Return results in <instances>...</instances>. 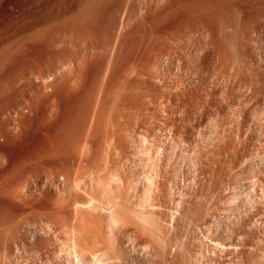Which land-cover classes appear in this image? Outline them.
Masks as SVG:
<instances>
[{
	"label": "rangeland",
	"instance_id": "374dc122",
	"mask_svg": "<svg viewBox=\"0 0 264 264\" xmlns=\"http://www.w3.org/2000/svg\"><path fill=\"white\" fill-rule=\"evenodd\" d=\"M32 32H38L33 41L28 39ZM79 44L85 51L78 50ZM28 47L32 59L27 61L22 54ZM14 64L28 80L15 81ZM126 76L130 111L123 117L130 118L128 124L119 115L118 121L113 110L116 101L122 106L123 91L117 87H125L118 79ZM93 124L107 133H94ZM114 125L120 139L111 135ZM71 136L77 137L76 145L84 140L83 146L75 147ZM62 137L67 144L59 143ZM52 143L53 149L62 144L65 151L55 147L59 152L52 154ZM95 158L101 168L108 164L115 173L126 170L119 171L125 174L121 193L107 192L126 202L118 209L130 217L122 212L121 220H131L128 225L119 222L126 230L116 225L125 235L116 227L107 229L106 210L78 209L88 195H95L84 186L90 182L84 176L89 168L100 170L98 161L93 166ZM77 173L86 179L80 178L83 185L75 189ZM109 174L102 179L108 181ZM84 193H89L87 199ZM147 197L152 204L145 202ZM135 208L140 217L131 214ZM147 228L160 240L145 236ZM87 229L88 236L83 232ZM97 231L101 242L107 243L110 235L116 245L126 241L119 247L127 251V264H155L162 253L163 264H264V0H0V262L72 264L73 240L98 239ZM159 235H165L163 240ZM88 243H81L83 250ZM146 244L167 253L155 251L158 260L150 262L156 254Z\"/></svg>",
	"mask_w": 264,
	"mask_h": 264
},
{
	"label": "bare ground",
	"instance_id": "6f19581e",
	"mask_svg": "<svg viewBox=\"0 0 264 264\" xmlns=\"http://www.w3.org/2000/svg\"><path fill=\"white\" fill-rule=\"evenodd\" d=\"M129 1H130V0H129ZM127 3H128V2H127ZM127 5H128V4H127ZM129 8H130V6H129ZM37 33H38V32H32V33H30V35L28 36V39L33 41V39H35L36 36H38V35H36ZM37 38H38V37H37ZM29 40H27V41H29ZM30 42H31V41H30ZM82 43H83V42H80V44H82ZM80 44H79V46H80ZM86 44H87V42H86ZM87 45H88V44H87ZM91 45H92V44H91ZM85 46H86V45H85ZM93 46H94V45H93ZM89 47H90V45L88 46V49L91 48V47H90V48H89ZM94 47H95V46H94ZM84 48H85V47H84V44H83V48H82V49L85 51ZM86 49H87V47H86ZM24 50H27V53L22 54V55H24V56H23V59H24V58H25V59L27 58V61L30 60V59H32V55H31V53H32V49H31V47L25 48ZM78 50H81V46L78 47ZM83 50H81V51H83ZM92 50H93V49H92ZM95 50H96V49H95ZM95 50H94V52H96ZM87 51H88V50H87ZM87 51H86V52H87ZM90 51H91V50H90ZM76 52H78V51H76ZM91 52H92V51H91ZM91 52H90V53H91ZM82 53H83V52H82ZM82 53H81V57H82ZM76 54H78V53H76ZM85 55H86V53H85ZM85 55H84V53H83V56H85ZM127 56H129V58H130V55H127ZM88 57H90V59H91V56L88 55ZM94 57H95V56H94ZM94 57H93V58H94ZM83 58H84V59H85V58L87 59L86 56L83 57ZM83 58H82V59H83ZM25 59H24V60H25ZM90 59H89V61H90ZM125 59H126V57H125ZM125 59H124V60H125ZM21 60H22V59H21ZM79 60H80V62H81V59H80V58H79ZM82 61H83V60H82ZM84 62H86V61L84 60ZM125 62H126V61H125ZM22 63H23V62H22ZM82 63H83V62H82ZM124 64H125V63H124ZM127 64H128V63H127ZM82 65H83V64H82ZM82 65H80V66H82ZM84 66H85V65H84ZM121 66H122V65H121ZM123 66H124V65H123ZM121 68H122V67H121ZM121 68H119V70H121ZM122 69H123V68H122ZM13 70L15 71V73L18 72L17 75H19V76L22 74V75L19 77V76H16L15 73L13 72L14 75H15V78H16V80H15L14 77H13V79H14L15 81H17V80H19V79H20V80H21V79H22V80L24 79L25 81L28 80L27 77H25L26 75H23L22 72H21V73L19 72V66L17 67V64H14V65H13ZM79 70H82V69H79ZM20 71H21V70H20ZM117 71H118V70H117ZM117 71H116V72H117ZM13 73H12V74H13ZM24 74H25V73H24ZM115 74H116V73H115ZM117 74H118V73H117ZM121 74H122V73H121ZM126 75H128V74H126ZM115 76H116V75H115ZM117 76L120 78V75H119V74H118ZM18 77H19V78H18ZM76 77L79 78L78 76H76ZM17 78H18V79H17ZM30 78H31V77H30ZM30 78H29V79H30ZM105 78H106V77H105ZM114 78H115V77H114ZM122 78H124V80H123ZM122 78H121L122 80L117 78V79L119 80L118 82L121 81V83H122V88H123V86L125 87V88H123V89H121V87H117V88H119L120 90L123 91V92L121 91L122 94H120V90L118 89V90H119V93H118V94H120V96H121V99H119L120 96L118 95V97H119L118 99L122 102V106L120 105L121 108L119 109V104H120V103L117 104L118 102L116 101V100H117V99H116V100H115L116 103H114V104L118 105V106H117L118 108H117L116 110H115V108L113 109L114 111H117V112H116L117 116L119 115V116H121V117H123V115L126 116V112H127V111H130V110H129V109H130V108H129V107H130V92L128 91V90H130V89H129V88H130V78L127 77V76H126V78H125V77H122ZM111 79H113V77H112ZM20 80H19V81H20ZM24 80H23V81H24ZM115 80H116V79H115ZM23 81H22V82H23ZM25 81H24V82H25ZM113 81H114V79H113ZM22 82H21V84H22ZM108 82H109V81H108ZM110 82H111V81H110ZM18 83H20V82H18ZM29 83H31V82H29ZM113 83H114V82H113ZM121 83H120V84H121ZM27 84H28V82H27ZM110 84H112V83H110ZM114 84H115V83H114ZM114 84H113V85H114ZM116 84H118V83H117V80H116ZM120 84H118V85H120ZM17 85H18V84H17ZM108 85H109V84H108ZM108 85H107V86H108ZM18 86H21V85H18ZM18 86H17V87H18ZM105 86H106V85H105ZM107 86H106V87H107ZM120 86H121V85H120ZM108 87H109V86H108ZM104 88H105V87H104ZM113 88H115V85H114ZM117 88H115L116 90H114V89H112L111 86H110V89H112V91H113V90H114V91H118ZM105 89H106V88H105ZM105 89H104V91H105ZM107 89H108V88H107ZM110 89H109V90H110ZM126 89H127V90H126ZM114 91H113V92H114ZM107 92H108V91H107ZM110 92H111V91H110ZM103 94H104V92H103ZM111 94H112V92H111ZM113 94H114V93H113ZM113 94H112V95H113ZM116 94H117V92L115 93V95H116ZM105 95H107V93H105ZM105 95H104V96H105ZM102 96H103V95H102ZM108 96H109V94H108ZM108 96H107V97H108ZM105 97H106V96H105ZM107 97H106V98H107ZM109 97H110V96H109ZM111 97H112V99H113L114 97L117 98L116 96H111ZM115 98H114V99H115ZM112 99H110V100H112ZM105 100H106V99H105ZM102 101H103V100H102ZM108 101H109V100H108ZM108 101H107V102H108ZM113 102H114V100H112V104H113ZM104 103H105V101H104ZM108 103H109V102H108ZM99 104H100V103H99ZM101 105H105V104H103V102H102ZM101 105H100V106H101ZM113 106H114V105H113ZM123 107H124V109H122ZM112 108H113V107H112ZM101 109H102V107L100 108V110H101ZM121 109H122V110H121ZM126 109H127V111H125ZM98 110H99V109H98ZM103 110H104V108H103L101 111H103ZM114 111H113V112H114ZM120 111L123 112V113H124V111H125V113H124V114L122 113V115H120ZM118 112H119V114H118ZM95 113H96V112H95ZM97 113H98V112H97ZM97 113H96V114H97ZM129 113H130V112H129ZM129 113H128V114H129ZM111 114H112V113H111ZM114 114H115V113H114ZM114 114H113V115H114ZM116 114H115V115H116ZM128 114H127V116H128ZM115 115H114V116H115ZM114 116H113V117H114ZM117 116H116L115 118H118V121H119V120H120V117H119V116L117 117ZM125 116H124L123 118L126 120V122H125L124 119H123V120H124L123 122L126 124L127 121L130 120V118H129V117H125ZM129 116H130V114H129ZM96 118H97V117H96ZM127 118H128V119H127ZM111 119H112V118H111ZM113 119H114V118H113ZM113 119H112V122H113ZM87 120H88V121H87ZM87 120L84 119V122H85V121L89 122L88 117H87ZM109 120H110V119H109ZM82 121H83V119H82ZM114 121H116V120H114ZM118 121H117V122H118ZM120 121H121V120H120ZM87 122H86V123H87ZM94 122L96 123V121H94ZM129 122H130V121H128V123H129ZM79 123H80V122H79ZM82 123H83V122H82ZM109 123H111V121H110ZM121 123H122V122H121ZM128 123H127V124H128ZM84 124H85V123H84ZM87 124H89V123H87ZM106 124H108V123H105V126H106ZM111 124H112V123H111ZM114 124L117 125V123H114ZM118 124H119V122H118ZM125 124H123V125H125ZM78 125H79V124H78ZM85 125H86V124H85ZM93 125H94V124H93ZM101 125H102V124H101ZM112 125H113V124H112ZM116 125H114V127H115L114 129H116L117 126H119L120 124L117 125V126H116ZM80 126H81V124H80ZM94 126H95V125H94ZM94 126H93V128H94ZM105 126H103L104 129H105ZM82 127H83V126H82ZM82 127H80V128H82ZM84 127H85V126H84ZM86 127H87V126H86ZM97 127H98V126H97ZM108 127H110V126H108ZM108 127H107V129H108ZM119 127H120V126H119ZM125 127H126V126H125ZM87 128H89V127H87ZM90 128H91V127H90ZM121 128H122V125H121ZM98 129H99V128H98ZM107 129H106V130H107ZM112 129H113V128H112ZM123 129H124V128H123ZM78 130H79V129H78ZM85 130H86V128H85ZM88 130H89V129H87L86 131H88ZM95 130H96V131H95ZM95 130H94V133L97 134V131H98V130H97L96 126H95ZM106 130H105V131H106ZM117 130H119V131H117ZM81 131H82V130H81ZM92 131H93V130H92ZM100 131H103V129H101ZM100 131H98V133H99ZM107 131H110V128H109V130H107ZM121 131H122V129H121ZM89 132H91V131H89ZM100 133H105V134H106L107 132H104V131H103V132H100ZM100 133H99V136H100ZM110 133H111V131H110ZM117 133L121 135L120 128H117L116 130H112V134H111V135H115V134L117 135ZM68 134H69V133H68ZM68 134H67V135H68ZM73 134H74V133H73ZM76 134H78V133H76ZM85 134H86V133H85ZM92 134H93V132H92ZM70 135H71V132H70ZM81 135H82V132H81ZM94 135H95V134H94ZM94 135H93V136H94ZM101 135H103V134H101ZM107 135H109V133H108ZM111 135H109L107 138L110 139V136H111ZM64 136H65V135H64ZM76 136H78V135H76ZM76 136H75V138H77ZM91 136H92V135H91ZM95 136H96V135H95ZM95 136H94V137H95ZM97 136H98V135H97ZM65 137H66V136H65ZM65 137H64V138H65ZM67 137H68L69 139H66ZM67 137L65 138V141L68 142V140H71V138H70L69 136H67ZM71 137H72V136H71ZM79 137H80V136H78V140H80ZM84 137H85V136H84ZM84 137H82L81 139H83ZM87 137H88V134H87ZM87 137H85V138H87ZM89 137H90V136H89ZM73 138H74V136L72 137V139H73ZM75 138L73 139L74 141H71V143H72L74 146L77 144V142H76V144H74L75 141L77 140V139H75ZM98 138H100V137H98ZM102 138H103V137H102ZM102 138H101V139H102ZM104 138H105V137H104ZM115 138H116V136H115ZM117 138L120 139V136L117 135ZM117 138H116V142H117V144H118V143L120 144L121 140H120V142H118ZM87 139H88V138H87ZM92 139H93V137H92ZM92 139H90V140H92ZM96 139H97V137H96ZM96 139H94V140L96 141ZM109 139H108V140H109ZM121 139H122V137H121ZM98 140H99V139H98ZM106 140H107V139H106ZM108 140H107V141H108ZM111 140H113V139L111 138L110 141H111ZM60 141H62V144H65V143H66V142H64L63 137H62L61 140H59V143H60ZM83 141H84V140H83ZM83 141H78V143H79V142H82V143H79L78 145L80 146V144H82V146H83ZM88 141H89V140H88ZM88 141L86 140L85 143L88 144V143H89ZM99 141H100V140H99ZM99 141H98V142H99ZM103 141H105V140H103ZM107 141H105V142H107ZM114 141H115V139H114ZM63 142H64V143H63ZM96 142H97V141H96ZM96 142H95V143H96ZM105 142H104V143H105ZM111 142H112V141H111ZM116 142H115V143H116ZM53 143H54V142H53ZM53 143L51 144V146L53 145ZM55 143H56V142H55ZM59 143H57V144L59 145ZM71 143H70L69 145H71ZM85 143H84V144H85ZM95 143H94V145H95ZM102 143H103V142H102ZM62 144H61V145H62ZM66 144H67V143H66ZM92 144H93V143H92ZM97 144H98V143H97ZM106 144H107V143H106ZM106 144H104V146H105ZM108 144H109V143H108ZM110 144H111V143H110ZM61 145H60V147L58 146L59 150H61V149L64 147L63 145H62L63 147H62ZM78 145H76V146H78ZM101 145H102V144L99 142V146H100V147H101ZM111 145H112V144H111ZM111 145H110V146H111ZM115 145H116V144H114V146H112V147H115ZM76 146H75V147H76ZM79 146H78V147H79ZM82 146L80 147L81 150H82ZM87 146H89V145H87ZM90 146L92 147L91 143H90ZM99 146H96V147H99ZM110 146H109L108 149H110ZM55 147H56V146H55ZM55 147H54V149L57 150L58 148L56 147V148H57V149H56ZM61 147H62V148H61ZM67 147H69V146L66 145L65 148H67ZM72 147H73V146H72ZM78 147H77V148H78ZM85 147H86V146H85ZM96 147H95V148H96ZM112 147H111V148H112ZM116 147L118 148L119 146H116ZM116 147H115V148H116ZM60 148H61V149H60ZM77 148H76V149H77ZM88 148H89V147H88ZM102 148H103V150H104V147H102ZM121 148H122V147H120V149H121ZM52 149H53V146H52L51 150H52ZM54 149L52 150V154H53L54 152H56V151H54ZM63 149H64V148H63ZM67 149H68V148H67ZM72 149H73V148H72ZM76 149L74 148V150H76ZM86 149H87V148H86ZM89 149H90V148H89ZM99 149H100V148H99ZM106 149H107V147H106ZM118 149H119V148H118ZM118 149H117V150H118ZM87 150H88V149H87ZM90 150H91V149H90ZM96 150H97V149H96ZM117 150H116V151H117ZM53 151H54V152H53ZM57 151H58V150H57ZM64 151H65V149L62 150V151H60V153H61V152H64ZM71 151H72V150H71V147H70V150H69V151L66 150L65 153H67V152H71ZM76 151L79 152V149H77ZM83 151H84V149H83ZM83 151H82V153H83ZM92 151H95L94 148L92 149ZM101 151H102V150H101ZM58 152H59V151H58ZM85 152H86V150H85ZM96 152H97V153H96ZM96 152H94V153H95L94 156H96V154H98V152H100V151L98 150V151H96ZM65 153H64V155H67V154H68V153H67V154H65ZM82 153H81V151H80V154H82ZM86 153H89V152L87 151ZM91 153H92V152H91ZM91 153H89L88 155H90ZM62 154H63V153H62ZM62 154H61V155H62ZM57 155H58V154H57ZM57 155H56V156H57ZM83 155H84V154H82V156H83ZM84 156H85V155H84ZM84 156H83V157H84ZM86 156H87V154H86ZM94 156H93V157H94ZM88 157H89V156H88ZM93 157H92V158H93ZM96 157H97V156H96ZM106 157H107V156H106ZM108 157H109V156H108ZM85 158H86V157H85ZM114 158H115V157H114ZM83 159H84V158H83ZM111 159H112V158H111ZM86 160H87V158H86ZM92 160H93V161H92ZM92 160H91V161L93 162V166H94V168L96 167L95 165H97V164H99V163H102V162H99V161H98L99 159L97 160L96 158H95V159H92ZM95 160H96V162L98 161L97 164H94V161H95ZM106 160H107V159H105V163H106ZM82 161H83V160H82ZM84 161H85V160H84ZM84 161H83V162H84ZM107 161H108V160H107ZM110 161H111V160H110ZM83 162H82V163H83ZM82 163H81V164H82ZM88 164H90V162H89ZM84 165H85V163H84ZM102 165H104V162H103ZM110 165H111V164H110ZM113 165H114V164H113ZM91 166H92V165H91ZM97 166H98V167L100 166V168H99L100 170H99V171H98V168L96 169L97 172H96L95 170L93 171V170H91V167L89 166V167H90V168H89V169H90V170H89V171H90L89 174H87V173H88L87 169H84V171L86 170L87 173H85L84 171H83V173H85L84 176L87 177V180H89V177H90V182H89V181H88L89 183H88V182H86V183L84 182V186H85V187L90 186V188L92 187L94 193H93V191H92L91 193H92V194H95V195H96V191H95L94 189H96L98 195H96L97 197H95V195H93L92 197H90L91 199L89 198V195H88V199H89V200H88L87 202H86V200H85V203H79V205H78L79 208H78V209H79L80 211H81V210L85 211V209H88V211H90L89 209H92V208L98 207V209L101 208V209H103V210H106L105 212H108V216H109V217L106 216V218H109V224H108V221H107V224H108L109 227H107V225H106V227H107V229L109 228V230L111 229V232H113L114 228L116 227V225H118V223H119L120 221H121V223H124V225H128L127 222L131 220L130 218H129V220H127V222H126V220H125V222H122V220H121L122 217L124 216L123 214H127V213L121 211V210L123 209V207H121L123 204H120V202H121V203H125V204H126V202H124V200H123V202H122V200L119 201L120 198H119V196H117V195H116V196L111 195V196L113 197V199H111V198H110L111 196L107 194L108 191L110 192V194H111V192L113 193V192H114V191H113L114 189H116L117 193H118V191H119V193H121V192H120V190H121V188H122V187H121V184L124 183V179H125V178H123V177L125 176V174H123V176H122L121 173H122V172L124 173V171H126V170L123 171L122 168L120 169V167H119L120 170H118V172L115 173V170H117V169H116L114 166H113V168H110L111 166H110V167H107L108 164H106L104 167L102 166L103 168H101V165H100V164L97 165ZM85 167H88V166H85ZM94 168H93V169H94ZM108 168H110V170H109ZM107 169H108V170H107ZM112 169H113L114 171H112ZM127 169H128V168H127ZM106 170H107L108 172H107ZM121 170H122V172L120 173L119 171H121ZM105 171H106L108 174H109V171H111L110 174H109L110 176H111V173L113 172L111 178H109L108 181H106L107 179H106V177H105L107 173H106V174H105V173L102 174V173L105 172ZM127 171H128V170H127ZM128 173H129V172H128ZM80 174H81V173H79V174L77 173L79 179L76 180V179L74 178V181H76V182H75V186H74L75 189H76L78 186H79V188H80V186L83 185V184L80 185V184H81L80 182H82V180L85 181V179H86V178L84 179V176H83V175H82L81 177H79ZM86 174H87V176H86ZM102 175H105V176H104L105 180L102 179V178H103ZM109 175H108V177H110ZM120 175H121V176H120ZM128 176H130V175H128ZM128 176H127V177H128ZM76 177H77V176H76ZM108 177H107V178H108ZM80 178H82V180H81ZM148 178H149V177H148ZM129 179H130V178H129ZM87 180H86V181H87ZM122 180H123V181H122ZM127 180H128V178H127ZM139 180H140V179H138L137 182H139ZM104 181H106V182H104ZM128 181H129V180H128ZM141 181H142V179H141ZM145 181H146V180H145ZM66 182H67V181H66ZM122 182H123V183H122ZM126 182H127V181H126ZM132 182H133V181H132ZM143 182H144V181H142V183H143ZM105 183H106V187H107V188H105V186H104ZM119 183H120V184H119ZM134 183H135V182H134ZM134 183H133V184H134ZM66 184L68 185V183H64L63 185L67 186ZM73 184H74V182H73ZM85 184H86V185H85ZM133 184H132V185H133ZM136 184H137V183H136ZM148 184L151 185V183H150V178H149V183H148ZM127 185L130 186V184H127ZM140 185H141V184H140ZM149 185H148V186H149ZM153 185H154V184H153ZM65 186H64V187H65ZM119 186H120V188H119ZM123 186H124V184H123ZM134 186H135V185H134ZM136 186H137V185H136ZM146 186H147V184H146ZM67 187H68V186H67ZM74 187H73V188H74ZM85 187H84V190L86 191V188H85ZM115 187H118V188H115ZM137 187H138V186H137ZM137 187H136V188H137ZM152 187H153V186H152ZM154 187H155V186H154ZM154 187H153V188H154ZM79 188H78V189H79ZM129 188H130V187H129ZM134 188H135V187H134ZM138 188H139V187H138ZM143 188H144V187H143ZM147 188H148V187H147ZM149 188H150V187H149ZM66 189H68V188H66ZM66 189L63 188V190H66ZM81 189H82V188H81ZM87 189H88V188H87ZM103 189H105V191H104ZM117 189H118V190H117ZM119 189H120V190H119ZM126 189H127V187H126ZM151 189H152V188H151ZM70 190H72V189H70ZM90 190H91V189H90ZM128 190H129V189H127V192H128ZM135 190H136V189H135ZM135 190H134V191H135ZM138 190H139V189H138ZM138 190H137V191H138ZM145 190H147V189H144V193H145ZM148 190H150V189H148ZM81 191H82V190H81ZM81 191H80V192H81ZM87 191H88V190H87ZM121 191H122V190H121ZM125 191H126V190H125ZM139 191H140V190H139ZM150 191H151V190H150ZM153 191H154V190H153ZM153 191H152V192H153ZM155 191H156V190H155ZM140 192H141V191H140ZM146 192H147V191H146ZM76 193H77V192H76ZM78 193H79V192H78ZM105 193L109 196V198H107V195H105L107 199L104 197V194H105ZM123 193H124V192H123ZM134 193H135V192H134ZM144 193L141 194V195H144ZM153 193H154V192H153ZM157 193H158V192H157ZM71 194H72V192H71L70 194H67V192H66V195H71ZM84 194H85V198H86V194H89V193H84ZM99 194H100V195H99ZM113 194H115V193H113ZM125 194H126V192H125ZM129 194H130V192H129ZM145 194H146V193H145ZM136 195H137V194H136ZM141 195H140V196H141ZM148 195H149V191H148ZM148 195H147V196H148ZM155 195H158V194H155ZM98 196H100V198H99ZM137 196H138V195H137ZM137 196H136V197H137ZM151 196H154V194H152ZM68 197H69V196H68ZM83 197H84V196H83ZM115 197H116L118 200H115V199H116ZM145 197H146V196H145ZM148 197H149V196H148ZM148 197H147V199H145V200H146L145 202H147ZM160 197H161V196H160ZM160 197H159V198H160ZM114 198H115V199H114ZM149 198H150V197H149ZM152 198H153V197H152ZM156 198H157V197H156ZM86 199H87V198H86ZM125 199H127V198H125ZM141 199L144 201L143 198H141ZM153 199H154V198H153ZM153 199H152V200H153ZM139 200H140V199H139ZM139 200H138V201H139ZM148 201H149V200H148ZM66 202H67V201H66ZM76 202H77V201H76ZM96 202H97V203H96ZM141 202H142V201H141ZM145 202H143L142 204L145 205V204H144ZM95 203H96V204H95ZM138 203H139V202H138ZM147 203H151V201H149V202H147ZM147 203H146V204H147ZM154 203H155V202H154ZM67 204H69V202H68ZM135 204H136V203H135ZM151 204H152V203H151ZM157 204H158V203H157ZM137 205H139V204H137ZM137 205H136V206H137ZM148 205H149V204H148ZM153 205H154V204H153ZM193 205H194V204H193ZM67 206H68V205H67ZM124 206H125V205H124ZM150 206H151V205H150ZM156 206H157V205H156ZM195 206H196V205H195ZM125 207L127 208L128 206H125ZM197 207H199V206H197ZM197 207H196V208H197ZM75 208H76V206H75ZM118 208L121 209V210H119ZM144 208H146V210H147L148 207H144ZM196 208H195V209H196ZM63 209H64V208H63ZM76 209H77V208H76ZM128 209H130V208H128ZM140 209H141V208H140ZM140 209H139V210H140ZM195 209H194V210H195ZM60 210H61V209H60ZM96 210H97V209H96ZM107 210H108V211H107ZM117 210H118V211H121V212H120L121 215L118 214V211H117ZM124 210H125V209H124ZM135 210H136V208H135L134 210H131V214H132V212H133V214H137V213H135ZM137 210H138V208H137ZM139 210H138V213L140 214V211H139ZM143 210H144V209H143ZM189 210H191L190 212L193 213V211H192L191 208H189ZM199 210H200V209H199ZM86 211H87V210H86ZM125 211H126V210H125ZM147 211H148V210H147ZM196 211L198 212V209H197ZM109 212H110V213H109ZM122 212H123V214H122ZM127 212H128V211H127ZM141 212H142V211H141ZM149 212L152 213V211H149ZM149 212H148V213H149ZM194 212H195V211H194ZM197 212H196V213H197ZM128 213L130 214V212H128ZM148 213H147V214H148ZM153 213H154V212H153ZM28 214H29V213H28ZM129 214H127V216H129ZM141 214H144V215H145L144 211H143V213H141ZM25 215H27V214H25ZM29 215H30V217H28V218H31V216H33V215H31V213H30ZM29 215H28V216H29ZM106 215H107V213H106ZM137 215H138V214H137ZM193 215H194V214H193ZM196 215L198 216V214H196ZM127 216L125 215V217H127ZM131 216H132V215H131ZM146 216H147V215H145V216L142 215V217L145 219V222L149 219V218H147ZM191 216H192V215H191ZM191 216H190V217H191ZM197 216H196V217H197ZM25 217H27V216H25ZM125 217H124V218H125ZM129 217H130V216H129ZM137 217H140V215H138ZM142 217H141V219H142ZM28 218H26V221H25L26 223H27L28 220H30V219H28ZM32 218H33V217H32ZM146 218H147V219H146ZM33 219H34V218H33ZM126 219H128V218H126ZM136 219H137V218H136ZM22 220H23V218H22ZM24 220H25V219H24ZM107 220H108V219H107ZM132 220H133V222L136 221V220H134V217H133ZM149 220H150V219H149ZM137 221H138V219H137ZM137 221H136V222H137ZM140 221H144V220H140ZM29 222H30V221H28V223H29ZM133 222L130 223V224H135V223H133ZM121 223H119L118 227H119L120 225H121V227H122L123 224H121ZM126 223H127V224H126ZM138 223H139L140 225H142L143 222L140 223V222L138 221ZM138 223H136V224H138ZM147 223H149V222H146V224H147ZM103 224H104V223H103ZM105 224H106V223H105ZM130 224H129V225H130ZM136 224H135V226H136ZM139 224H138V225H139ZM143 224L145 225V223H143ZM150 224H151V223H150ZM27 225H28V224H27ZM30 225H31V222H30ZM124 225H123V226H124ZM140 225H139V226H140ZM144 225H142V226H144ZM148 225H149V224H148ZM90 226H91V228H92L93 224L90 225ZM101 226H102V225H101ZM130 226H131V225H130ZM139 226H138V227H139ZM152 226H153V225H152ZM152 226H151V227H152ZM102 227H103V226H102ZM102 227H100L101 230H102ZM110 227H111V228H110ZM118 227L115 228V231L117 230ZM138 227H137V229H139ZM140 227H141V226H140ZM146 227H147V226H146ZM146 227H145V228H146ZM153 227H154V226H153ZM88 228L91 229L90 227H88ZM119 228H120V227H119ZM125 228H126V226H125ZM125 228L122 227L123 230H126ZM128 228H129V227H128ZM89 229H87L86 231H83V232H87V233H84V234L87 235ZM100 229H98V231H99L100 233H103L104 231L102 230V232H101ZM107 229H106V230H107ZM129 229H130V228H129ZM129 229H128V230H129ZM131 229L133 230V228H131ZM137 229H136V231H137ZM141 229H142V228H141ZM153 229H155V227H154ZM104 230H105V229H104ZM106 230H105V232L109 231V230H107V231H106ZM118 230H119V229H118ZM118 230H117V231H118ZM128 230H127V231H128ZM143 230H144V228H143ZM148 230H149V228H147V231H145V233L148 232V234H145V236L150 234V233H149L150 231H148ZM156 230H158V229H156ZM159 230H160V229H159ZM16 231H17V230H16ZM16 231H15V232H16ZM89 231H93V230L91 229V230H89ZM98 231H97V233H99ZM160 231H161V230H160ZM160 231H159V232H160ZM118 232H120V234L122 233L121 231H118ZM125 232H126V231H125ZM125 232H124V233H125ZM129 232H130V230H129ZM133 232H134V231H133ZM137 232H138V231H137ZM143 232H144V231H142V233H143ZM152 232H153V231L151 230V234H152ZM155 232H156V231H155ZM13 233H14V232H13ZM17 233H19V232L17 231ZM17 233H15L14 235H16ZM89 233H90V232H89ZM91 233H92V232H91ZM97 233H95L96 236L100 235V233H99V234H97ZM127 233H128V232H127ZM127 233H126V234H127ZM130 233H132V232H130ZM161 233H162V232H161ZM161 233H160V235H161ZM80 234H81V236L84 235V234H82V233H80ZM95 234H94V235H95ZM103 234H104V233H103ZM110 234L115 235V233H110V232H109V235H110ZM116 234H117V232H116ZM120 234L118 233V235H120ZM122 234H123V233H122ZM134 234H136V232H135ZM134 234H133V235H134ZM140 234H141V233H140V231H139V235H140ZM143 234H144V233H143ZM143 234H141V235H143ZM153 234H154V233H153ZM155 234H156V233H155ZM162 234H163V233H162ZM17 235H18V234H17ZM107 235H108V234H107ZM123 235H125V234H123ZM127 235H131V234H127ZM136 235H138V234H136ZM160 235H159V236H160ZM12 236H13V235H12ZM79 236H80V235H79ZM87 236H88V235H87ZM96 236H93V237H96ZM110 236H111V235H110ZM110 236H109V237H110ZM149 236L152 237L151 235H149ZM153 236H154V235H153ZM164 236H165V235H164ZM164 236H163V237H164ZM15 237H19V235H18V236H15ZM15 237H14V238H15ZM23 237H24V236H23ZM98 237H99V236H98ZM107 237H108V236H107ZM109 237H108V239L106 238V239L108 240L107 243H106V241H104V242H105L104 245H103L104 242H103V241H102V242L100 241L103 237H102V238L99 237L100 239L98 238V239H99L98 242H100V243H99L100 245H101V243H102V245L100 246V245L96 244L95 247H97V248H95V247L93 246V244L98 243V242H95L96 240H98L97 237H96V238H93L95 241H94V240L89 241V237L85 238V236H84L85 240L87 239L86 241H88L89 243L86 242V241H85V243L81 241V243H83V244L88 243V247H89L90 249H95L94 251H92V250H91V251L88 250L89 248H87V245H85L86 248H84V250H83L84 245H83V247H81V246H80L81 243H80V241H79V244L77 243V244H78V246H77V244L75 243V242H76V239L73 240L74 242L71 241V242L75 243V244L72 243L71 245H73V247L70 245L71 247L69 248L70 250L72 249V251L69 250V251L71 252V253L69 252V254L71 255L69 259H72V261H71V262H73L72 264H124V263L127 264V259H126V256H125V253H126L127 251L125 252V251H123L122 247H121V248L119 247V245H122V246H123V243H125L126 241H124L123 243H120L121 241H119L120 244L118 243L119 245H116V244H115L116 242H113V241H114L113 239H115V238L111 237V238H113V239H110ZM116 237H117V236H116ZM119 237H120V239H121V236H119ZM119 237H117V238H119ZM122 237H123V236H122ZM126 237H127V236H126ZM129 237H131V236H129ZM133 237H134V236H133ZM135 237H137V236H135ZM150 237H149V239H151ZM160 237H162V236H160ZM163 237H162V240H163ZM19 238H20V237H19ZM74 238H75V237H74ZM82 238H83V237H81V238H79V239L81 240ZM84 238H83V240H84ZM91 238H92V237H91ZM91 238H90V239H91ZM104 238H105V237H104ZM127 238H128V237H127ZM141 238H142V237H141ZM145 238H148V237H144V241L146 242ZM154 238L156 239L157 236L154 237ZM154 238L152 237L153 241H155ZM166 238H167V237H166ZM124 239H125V238H123V240H124ZM130 239H132V238H130ZM137 239H138V238H137ZM157 239H158V238H157ZM168 239H169V238H168ZM171 239H172V238H171ZM77 240H78V238H77ZM103 240H104V239H103ZM109 240H111V242H109ZM115 240H116V239H115ZM118 240H119V239H118ZM121 240H122V239H121ZM123 240H122V241H123ZM135 240H136V239H135ZM138 240H139V239H138ZM138 240H137V241H138ZM142 240H143V238H142ZM142 240H141V241H142ZM147 240H148V239H147ZM158 240H160V239H158ZM165 240H167V239H165ZM14 241H15V239H14ZM17 241H18V240H17ZM21 241H22V240H21ZM21 241H20V242H21ZM129 241H130V240H129ZM133 241H134V240H133ZM169 241H170V240H169ZM15 242H16V241H15ZM23 242H24V241H23ZM77 242H78V241H77ZM92 242H93V243H92ZM108 242H109V243H108ZM130 242H131V241H130ZM147 242H148V241H147ZM147 242H146V243H147ZM150 242H151V240H150L148 243H150ZM172 242H173V240H172ZM91 243H92V245H91ZM133 243H135V242H133ZM140 243H141V242H140ZM148 243H147V244H148ZM151 243L153 244V242H151ZM155 243H157V242H155ZM167 243H168V242H167ZM221 243H222V242H221ZM89 244H90L91 246H89ZM137 244H138V243H137ZM143 244H144V243H143ZM147 244L145 245L146 247H147V246L149 247V246L151 245V244H150V245H147ZM169 244H170V242H169ZM223 244H224V243H223ZM26 245H27V244H26ZM97 245L100 246V247H99L100 249H98V246H97ZM128 245H129V244H128ZM138 245H139V244H138ZM140 245H141V244H140ZM163 245H164V244H163ZM167 245H168V244H167ZM79 246H80L82 249H81ZM126 246H127V244H126ZM129 246H132V245H129ZM133 246H134V245H133ZM135 246H136V245H135ZM145 246H143V247H145ZM151 246H152V248H151ZM151 246H150V248L153 249V252L150 251V252H151V255H153V254L155 253V251L160 252V251H162L163 249L165 250L164 247H163V249L160 247L161 250L159 251V250L155 247V244H154V246H153V245H151ZM156 246H157V244H156ZM165 246H166V243H165ZM171 246H172V243H171ZM77 247H78V248H77ZM91 247H93V248H91ZM26 248H27V246H26ZM123 248H124V246H123ZM136 248H137V247H136ZM136 248H135V249H136ZM150 248H149V249H150ZM22 249H23V248H22ZM78 249H80L81 251L79 250V251H80V252H79ZM86 249H87V250H86ZM125 249H127V248L125 247ZM128 249H129V248H128ZM131 249H132V248H131ZM131 249H130V250H131ZM146 249H147V248H146ZM149 249H148V250H149ZM169 249H170V248H169ZM171 249H172V248H171ZM16 250H17V249H16ZM23 250H24V249H23ZM82 250H83L84 252L88 251V254H89V253H90V254H89V255H87V254L85 255V253H84ZM132 250H133V249H132ZM132 250H131V251H132ZM139 250H141V249H139ZM143 250H144V249H143ZM89 251H90V252H89ZM131 251H130V252H131ZM146 251H147V250H146ZM169 251L171 252V250H169ZM169 251H168V252H169ZM18 252H19V251H18ZM25 252H27V251H25ZM81 252H82V253H81ZM130 252H129V253H130ZM137 252H138V250H137ZM143 252H144V251H143ZM150 252L147 251L146 253L149 254ZM157 252L155 253L156 256H152L154 259H153L152 261L150 260V262H153L154 260H158V259H156V258H158L157 255L159 254V253L157 254ZM165 252H166V250H165ZM16 253H17V251H16ZM20 253H22V252H20ZM83 253H84V254H83ZM86 253H87V252H86ZM139 253H140V252H139ZM139 253H138V254H139ZM144 253H145V252H144ZM144 253H143V254H144ZM146 253H145V254H146ZM152 253H153V254H152ZM166 253H167V252H166ZM22 254H23V253H22ZM22 254H21V255H22ZM24 254H25V253H24ZM136 254H137V253H135V257L137 256ZM163 254H164V255H163ZM9 255H11V254H9ZM17 255H18V254H16V256H17ZM146 255H147V254H146ZM167 255H168V254H167ZM3 256H4V255H3ZM16 256H15V257H16ZM22 256H23V255H22ZM24 256H25V255H24ZM142 256H143V255H142ZM147 256H148V255H147ZM159 256H161V257H159V258L161 259L163 256L165 257V253H162V254H160ZM169 256H170V255H169ZM9 257L11 258L12 256H9ZM9 257H8V258H9ZM18 257H19V256H18ZM27 257L30 258L29 256L26 255V258H27ZM131 257H132V255L130 256V258H131ZM135 257H133L132 261L134 260ZM140 257H141V256H140ZM150 257H151V256H150ZM8 258H7V259H8ZM19 258H21V257H19ZM24 258H25V257H24ZM127 258H129V257H127ZM144 258H145V256H144ZM172 258H173V257H172ZM5 259H6V256H5ZM150 259H152V258H150ZM160 259H159V260H160ZM162 259H164V258H162ZM15 260H16V259H15ZM17 260H18V259H17ZM20 260H22V259H20ZM29 260H30V259H29ZM118 260H120V261L123 260L124 262H121V263H120V261H118ZM136 260H137V259H136ZM139 260H140V259H139ZM144 260H145V259H144ZM146 260H147V259H146ZM148 260H149V258H148ZM148 260H147V261H148ZM159 260L156 261L155 264H163V263H164L163 260H160L162 263H161V262L159 263ZM164 260H165V259H164ZM169 260H170V259H169ZM5 261H6V260H5ZM9 261H10V262H11V261L13 262L14 260H10V259H9ZM9 261H8V263L10 264ZM18 261H19V260H18ZM23 261H24V260H23ZM41 261H42V259H41ZM125 261H126V262H125ZM128 261H129V260H128ZM132 261L130 260L129 262L131 263ZM166 261H167V260H166ZM171 261H172V260H171ZM1 262L4 263L3 260H2ZM1 262H0V263H1ZM12 262H11V263H12ZM14 262H16V261H14ZM14 262H13V263H14ZM43 262H44V261H43ZM43 262H42V263H43ZM143 262H144V261H143ZM154 262H155V261H154ZM157 262H158V263H157ZM172 262H173V261H172ZM172 262H171V263H172ZM3 263H2V264H3ZM5 263H7V262H5ZM5 263H4V264H5ZM21 263H22V261H21ZM25 263H26V260H25ZM25 263H23V264H25ZM27 263H28V262H27ZM32 263H34V261H33ZM32 263H31V264H32ZM42 263H40V264H42ZM135 263H136V262H135ZM135 263H134V264H135ZM137 263H138V262H137ZM140 263H142V262H140ZM148 263H149V261H148ZM165 263H166V262H165ZM14 264H15V263H14ZM28 264H30V262H29ZM36 264H37V263H36ZM43 264H44V263H43ZM45 264H47V263L45 262ZM48 264H50V263H48ZM51 264H52V263H51ZM144 264H145V262H144ZM150 264H153V263H150ZM166 264H167V263H166Z\"/></svg>",
	"mask_w": 264,
	"mask_h": 264
}]
</instances>
